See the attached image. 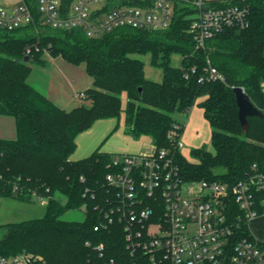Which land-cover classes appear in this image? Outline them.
Listing matches in <instances>:
<instances>
[{
	"label": "trees",
	"instance_id": "1",
	"mask_svg": "<svg viewBox=\"0 0 264 264\" xmlns=\"http://www.w3.org/2000/svg\"><path fill=\"white\" fill-rule=\"evenodd\" d=\"M206 2L247 9L249 26L225 29L205 48H196L189 34L195 10L175 2L172 23L163 31L119 28L88 37L81 29L47 28L41 34L0 29V115L13 117L17 128L16 139H0V197L47 200L43 217L6 225L0 257L28 254L33 264L134 263L123 224L116 220L107 228V209L114 200L107 185L112 171L108 166L117 155L97 150L85 159L71 160L77 136L97 120L124 113L127 132L134 138L147 136L157 148L170 150L187 181L233 184L254 167L264 172V119L248 117L249 131L244 132L234 92L242 87L264 112V0ZM116 4L109 0L107 10ZM45 55L84 64L92 86L78 107L60 109L29 83L32 65H44ZM135 55H149L151 65L162 70V80L147 78L145 62ZM174 55L180 56L178 66L172 64ZM207 60L225 82L200 81ZM196 104L211 127L213 151L196 148L190 161L170 135L178 123L174 114L189 113ZM82 208L83 221L62 219L67 211ZM241 214L234 212L238 234L250 237L248 223L239 220ZM100 245L102 250L97 249Z\"/></svg>",
	"mask_w": 264,
	"mask_h": 264
},
{
	"label": "built area",
	"instance_id": "2",
	"mask_svg": "<svg viewBox=\"0 0 264 264\" xmlns=\"http://www.w3.org/2000/svg\"><path fill=\"white\" fill-rule=\"evenodd\" d=\"M117 1L107 10L109 0H70L68 4L65 0H18L12 5L0 0V29H27L33 34L47 28L81 29L88 37H101L119 28L163 31L172 23L175 2H184L195 10L189 34L196 48H205L208 40L225 29H243L250 23L247 9L213 7L206 0ZM195 72L192 68L191 73ZM204 80L225 82V77L207 60L200 78ZM85 97V92L76 94L77 100ZM181 128L176 123L170 135L178 150L183 147ZM108 167L112 171L107 174V185L114 200L107 209V228L116 220L123 224L133 264H264L261 242L253 234L239 236V222L234 219L238 210L242 212L239 220L243 218L249 226L264 214L263 171L254 167L233 184L187 181L176 156L153 144L138 154L117 155ZM38 198L46 204V199ZM0 264H33V258L28 254L0 257Z\"/></svg>",
	"mask_w": 264,
	"mask_h": 264
},
{
	"label": "crops",
	"instance_id": "3",
	"mask_svg": "<svg viewBox=\"0 0 264 264\" xmlns=\"http://www.w3.org/2000/svg\"><path fill=\"white\" fill-rule=\"evenodd\" d=\"M17 1L12 0L4 4L12 5ZM44 60L45 64L42 66L32 65L33 70L28 81L33 75V82L38 89L35 88L60 109L70 111L78 107L81 101L77 100L76 94L85 92L92 86V79L86 72L84 64L69 62L62 56L45 55ZM188 114L192 117L191 130L196 132V137H200L207 129V136L211 140L212 131L204 116V110L196 104ZM124 120L125 115L122 122L113 120V118L97 120L89 129L81 132L76 138L77 146L71 160L85 159L97 150L116 155L138 154L145 151L148 146L127 132ZM185 130V125H182L180 139ZM16 137L15 119L11 116L0 115V139L14 140ZM249 227L253 236L260 242H264V214L253 219Z\"/></svg>",
	"mask_w": 264,
	"mask_h": 264
},
{
	"label": "rangeland",
	"instance_id": "4",
	"mask_svg": "<svg viewBox=\"0 0 264 264\" xmlns=\"http://www.w3.org/2000/svg\"><path fill=\"white\" fill-rule=\"evenodd\" d=\"M12 0H1L3 3H9ZM135 57L142 59L145 62V73L147 78L160 82L162 80V70L158 67L151 65L149 55H135ZM180 63V56L174 55L172 58V64L178 66ZM35 75V73H34ZM33 77V75H32ZM32 77L30 78V84L34 85ZM38 89V88H37ZM83 101V100H79ZM196 106V105H195ZM194 106V107H195ZM197 108V107H196ZM174 118L177 122L185 125L186 130L181 136V141L183 147L179 150L180 154L187 160H194L192 156V151L197 147H205L209 151H213L210 137L207 136V129L204 134L200 137H196V132L191 130V118L188 113H175ZM124 119V113L118 118H113V120L121 121ZM125 125V120H124ZM126 127V126H125ZM126 130L129 132L128 128ZM192 138V139H191ZM138 140L144 142L148 148L152 145L149 137L141 136ZM72 157V155H71ZM63 198H61L62 200ZM65 200H63L64 202ZM46 214V205L42 203L39 199H34L32 202L19 201L9 196H3L0 198V238L4 237L7 233L6 225L9 223H17L21 221H26L35 218H41ZM86 211L84 208L80 210H70L67 211L62 219L68 221H83L85 219Z\"/></svg>",
	"mask_w": 264,
	"mask_h": 264
},
{
	"label": "water",
	"instance_id": "5",
	"mask_svg": "<svg viewBox=\"0 0 264 264\" xmlns=\"http://www.w3.org/2000/svg\"><path fill=\"white\" fill-rule=\"evenodd\" d=\"M27 59V58H26ZM142 92V89H140ZM236 102L239 109V119L244 132L249 131L248 117H259L264 119V112L256 107L251 97L245 92L242 87H235Z\"/></svg>",
	"mask_w": 264,
	"mask_h": 264
}]
</instances>
